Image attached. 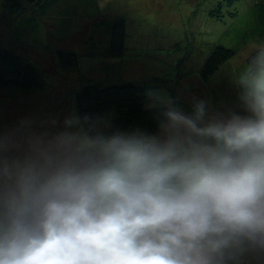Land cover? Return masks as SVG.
<instances>
[{
	"label": "clouds",
	"instance_id": "clouds-1",
	"mask_svg": "<svg viewBox=\"0 0 264 264\" xmlns=\"http://www.w3.org/2000/svg\"><path fill=\"white\" fill-rule=\"evenodd\" d=\"M234 82L239 111L169 101L155 132L73 115L0 157V264H228L264 248V45Z\"/></svg>",
	"mask_w": 264,
	"mask_h": 264
},
{
	"label": "rangeland",
	"instance_id": "rangeland-1",
	"mask_svg": "<svg viewBox=\"0 0 264 264\" xmlns=\"http://www.w3.org/2000/svg\"><path fill=\"white\" fill-rule=\"evenodd\" d=\"M42 1L10 11L0 0V47L30 62L39 77L32 91L0 89V157L18 158L34 137L62 129L67 118L77 116L75 92L92 79L104 85L146 83L149 101L136 123L143 130L169 101L185 115L203 101L206 120L240 110L234 77L255 43L236 44L226 34L233 33V21L208 15L221 0H61L45 12ZM254 1L237 0L234 7L245 14ZM118 17L125 21L124 51L112 57L105 24ZM215 44L241 48L203 81L199 70ZM57 50L74 51L76 68H62ZM108 118L103 114L96 121L103 126ZM261 250L247 264H264Z\"/></svg>",
	"mask_w": 264,
	"mask_h": 264
},
{
	"label": "trees",
	"instance_id": "trees-1",
	"mask_svg": "<svg viewBox=\"0 0 264 264\" xmlns=\"http://www.w3.org/2000/svg\"><path fill=\"white\" fill-rule=\"evenodd\" d=\"M37 1L39 0H3L2 4L8 10L14 11L23 3L33 4ZM60 1L43 0L40 4L42 12ZM236 2L237 0L218 1L215 7L209 10L208 15L215 19L227 16L233 21V33L226 34L231 35V40L236 44L239 42L240 45H245L253 42L254 47L259 46L264 43V0L254 1L245 14L235 9ZM105 30L108 34L107 53L112 57H121L126 36L124 19L118 17L107 22ZM240 48L215 44L201 65L200 79L207 81L225 62L231 60ZM56 57L62 68H76L78 55L74 51L57 50ZM38 87L39 77L36 68L24 58L0 47V89L13 88L28 92ZM147 89L146 83L142 81L104 85L99 81L96 83L93 79L89 80L75 92L76 114L80 117L87 116L91 121H96L99 115L107 114L109 118L107 127L104 128L105 132L136 128L137 120L144 115L149 101ZM148 113L154 116L153 110H149ZM157 123L158 119L151 121L145 131L155 132ZM261 253L260 247L246 246L236 253L228 264H247L248 260L260 257Z\"/></svg>",
	"mask_w": 264,
	"mask_h": 264
}]
</instances>
